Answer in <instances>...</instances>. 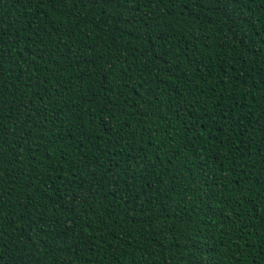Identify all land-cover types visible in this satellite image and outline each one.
<instances>
[{"label": "trees", "instance_id": "16d2710c", "mask_svg": "<svg viewBox=\"0 0 264 264\" xmlns=\"http://www.w3.org/2000/svg\"><path fill=\"white\" fill-rule=\"evenodd\" d=\"M0 264H264V0H0Z\"/></svg>", "mask_w": 264, "mask_h": 264}]
</instances>
